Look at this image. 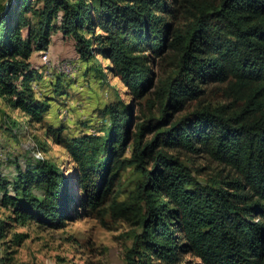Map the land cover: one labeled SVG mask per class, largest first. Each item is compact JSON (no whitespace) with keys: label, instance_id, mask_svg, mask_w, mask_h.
Segmentation results:
<instances>
[{"label":"trees","instance_id":"trees-1","mask_svg":"<svg viewBox=\"0 0 264 264\" xmlns=\"http://www.w3.org/2000/svg\"><path fill=\"white\" fill-rule=\"evenodd\" d=\"M181 11L188 22L177 25ZM57 33L74 40L83 61L110 59L133 98L147 96L145 120L129 158L131 109L113 104L105 136L55 133L73 174L50 159L18 166L15 180L0 173L1 203L12 213L0 237L11 222L65 227L106 201L120 171L135 166L136 190L108 206L136 228L127 264L152 256L171 264L184 254L200 264H264V0H0V97L32 123L51 107L33 86L43 72L32 57ZM167 55L172 72L153 86L151 62ZM210 85L225 103L175 119ZM169 149L207 154L232 176L202 184Z\"/></svg>","mask_w":264,"mask_h":264},{"label":"rangeland","instance_id":"rangeland-1","mask_svg":"<svg viewBox=\"0 0 264 264\" xmlns=\"http://www.w3.org/2000/svg\"><path fill=\"white\" fill-rule=\"evenodd\" d=\"M34 1L31 0L32 4ZM185 15L183 11L179 12L175 20L177 25L188 22ZM95 31L96 34L101 33L98 28ZM47 59L51 63H45ZM170 60L169 55L152 60L153 86L172 72ZM32 62L43 72V78L34 81L33 86L38 97L48 101L51 107L41 123H32L21 110L12 108L0 97L2 176L15 180L18 166L26 169L36 159L53 160L63 166L67 173L73 174L75 164L67 150L55 143V133L61 128L62 136L68 139L85 134L105 136L103 130L110 119L106 111L113 104H127L131 109V136L127 140L126 153V157H130L138 125L145 120L141 108L146 107L147 96L133 98L111 70L110 59L98 55L91 62L83 61L76 51L74 40L57 33L53 36L49 50L34 53ZM68 66L73 68L71 73L62 70ZM138 102L142 105H138ZM225 102L220 87L210 85L203 98L192 101L175 115V119L198 108ZM153 136V132L146 133L144 141L147 142ZM168 151L180 157L202 184H212L215 180L232 176L229 168L207 154ZM140 179L141 173L135 166L121 170L106 201L95 209L82 210L80 215L68 220L63 228L49 229L33 222L27 225L11 222L4 229L5 235L0 237V264H127L126 254L133 245L136 228L124 218L113 216L108 206L116 197L120 201L127 198L136 190ZM2 196L3 191H0V222L9 220L12 214L10 207L2 205ZM16 234H25L26 237L17 243ZM149 260V264H170L160 261L156 256ZM200 263L201 260L193 255L184 254L180 261L171 264Z\"/></svg>","mask_w":264,"mask_h":264},{"label":"bare ground","instance_id":"bare-ground-1","mask_svg":"<svg viewBox=\"0 0 264 264\" xmlns=\"http://www.w3.org/2000/svg\"><path fill=\"white\" fill-rule=\"evenodd\" d=\"M62 70H64L65 72H70L71 73V71L73 70V68L70 67V66H68V67L63 68Z\"/></svg>","mask_w":264,"mask_h":264},{"label":"built area","instance_id":"built-area-1","mask_svg":"<svg viewBox=\"0 0 264 264\" xmlns=\"http://www.w3.org/2000/svg\"><path fill=\"white\" fill-rule=\"evenodd\" d=\"M41 52H42V51H41ZM45 63H51V62H50V60H49V59H47V62H45ZM64 70H65V69H64Z\"/></svg>","mask_w":264,"mask_h":264}]
</instances>
